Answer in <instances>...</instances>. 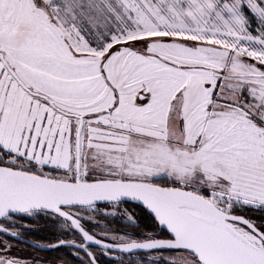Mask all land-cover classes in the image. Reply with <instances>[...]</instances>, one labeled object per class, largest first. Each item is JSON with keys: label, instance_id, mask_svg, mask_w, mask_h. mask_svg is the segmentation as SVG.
Here are the masks:
<instances>
[{"label": "snow or ice", "instance_id": "6c2138e0", "mask_svg": "<svg viewBox=\"0 0 264 264\" xmlns=\"http://www.w3.org/2000/svg\"><path fill=\"white\" fill-rule=\"evenodd\" d=\"M38 216L79 239L26 240ZM0 234L264 264V0H0Z\"/></svg>", "mask_w": 264, "mask_h": 264}, {"label": "trees", "instance_id": "16d2710c", "mask_svg": "<svg viewBox=\"0 0 264 264\" xmlns=\"http://www.w3.org/2000/svg\"><path fill=\"white\" fill-rule=\"evenodd\" d=\"M122 207L129 208L130 210H134L141 217L143 216V213H141L138 208H134V206H132V205L126 204V205H122ZM101 219L103 220L104 218L101 217ZM107 219L111 220V217H108ZM20 222L27 224L32 229H34L33 231L23 230L25 237L30 239V240L40 242L42 244H53V243H56L58 239H64V240L79 239L78 237H73L66 232L57 231L53 221L46 219L43 216H38L35 219H22ZM140 222L142 225L145 223V221L143 219H141ZM112 226L115 228H124L125 227V225L123 223H121L119 220H115L112 223ZM89 227H91V226H89ZM16 228H19V224L16 225ZM94 231L99 232L100 229H94ZM0 239L7 240L8 242H11V243L16 244V245L21 246V247H25L26 249H34L35 250V248H32L31 246L23 244L17 240L11 239L7 236H4L3 234H0ZM92 250L99 253L98 248L92 247ZM38 251L41 252L42 254L50 256V258H52V259H55V260L60 261V262H64L65 264H83V262H85L87 260V257L84 256L83 253H80V255H82L86 259L85 261L78 258L76 255L73 254L75 251L73 248H69V247H65V246H61L59 248H55V249L49 250V251H40V250H38ZM114 255L118 257L120 254L114 253ZM166 255H168V254H166ZM124 260H125V264H127V260H128L127 256L124 257ZM98 263L99 264H120V261H119V259L110 257L108 255H99L98 254Z\"/></svg>", "mask_w": 264, "mask_h": 264}, {"label": "rangeland", "instance_id": "374dc122", "mask_svg": "<svg viewBox=\"0 0 264 264\" xmlns=\"http://www.w3.org/2000/svg\"><path fill=\"white\" fill-rule=\"evenodd\" d=\"M11 243V242H9ZM19 251V255L21 256H28V257H39L44 262V264H65L64 262L57 261L55 259L50 258L45 254H42L38 250L34 249H26L25 247H21L17 245V249ZM115 256V255H114ZM113 257V256H110ZM117 257V256H115ZM80 259L86 260L82 255L79 256ZM114 258V257H113Z\"/></svg>", "mask_w": 264, "mask_h": 264}, {"label": "water", "instance_id": "95a60500", "mask_svg": "<svg viewBox=\"0 0 264 264\" xmlns=\"http://www.w3.org/2000/svg\"><path fill=\"white\" fill-rule=\"evenodd\" d=\"M4 236H7V237H9V238H11V239H14V240H17V241L21 242V241L19 240V238H12V237H10V236H8V235H4ZM25 239L28 240V241H33V240H30V239H28V238H26V237H25ZM22 243H24V242H22ZM24 244H27V245L31 246V245L28 244V243H24ZM31 247H32V246H31ZM65 247H69V246L65 245ZM91 247H93V248H98L96 245H92ZM33 248H35V247H33ZM69 248H71V247H69ZM35 249H37V248H35ZM54 249H55V248H54ZM37 250H40V251H49V250H53V249H37ZM98 264H99V263H98Z\"/></svg>", "mask_w": 264, "mask_h": 264}, {"label": "flooded vegetation", "instance_id": "af4514ba", "mask_svg": "<svg viewBox=\"0 0 264 264\" xmlns=\"http://www.w3.org/2000/svg\"><path fill=\"white\" fill-rule=\"evenodd\" d=\"M22 243V242H21ZM24 244V243H23ZM27 245V244H26ZM33 248V247H32Z\"/></svg>", "mask_w": 264, "mask_h": 264}]
</instances>
